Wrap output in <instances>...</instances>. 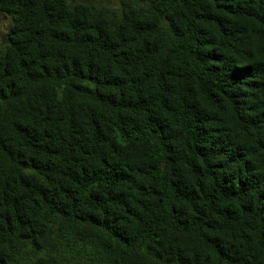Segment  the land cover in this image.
Segmentation results:
<instances>
[{
	"label": "trees",
	"instance_id": "16d2710c",
	"mask_svg": "<svg viewBox=\"0 0 264 264\" xmlns=\"http://www.w3.org/2000/svg\"><path fill=\"white\" fill-rule=\"evenodd\" d=\"M0 15V264H264V0Z\"/></svg>",
	"mask_w": 264,
	"mask_h": 264
},
{
	"label": "rangeland",
	"instance_id": "374dc122",
	"mask_svg": "<svg viewBox=\"0 0 264 264\" xmlns=\"http://www.w3.org/2000/svg\"><path fill=\"white\" fill-rule=\"evenodd\" d=\"M77 1V0H75ZM81 1H87V2H103L111 5H117L119 3V0H81ZM9 26V20L8 18L4 17L3 15H0V30L1 32H6Z\"/></svg>",
	"mask_w": 264,
	"mask_h": 264
}]
</instances>
